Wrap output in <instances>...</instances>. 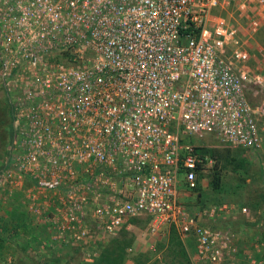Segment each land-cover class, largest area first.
Masks as SVG:
<instances>
[{
  "label": "built area",
  "instance_id": "built-area-1",
  "mask_svg": "<svg viewBox=\"0 0 264 264\" xmlns=\"http://www.w3.org/2000/svg\"><path fill=\"white\" fill-rule=\"evenodd\" d=\"M235 6L243 24L225 15ZM264 0H0V80L8 99L7 175L65 205L56 238L90 224L116 235L132 218L173 226L206 264H235L237 238L209 224L228 206L191 211L215 160L205 144L261 146L247 33ZM246 212L245 208H242Z\"/></svg>",
  "mask_w": 264,
  "mask_h": 264
},
{
  "label": "rangeland",
  "instance_id": "rangeland-1",
  "mask_svg": "<svg viewBox=\"0 0 264 264\" xmlns=\"http://www.w3.org/2000/svg\"><path fill=\"white\" fill-rule=\"evenodd\" d=\"M256 13L259 27L247 33L251 53L248 65L264 73V7ZM225 15L234 24L244 23L233 5ZM251 92L252 100L264 103V87L252 88ZM7 102L0 80V264H98V258L106 253L121 254V264H181L177 247L169 242V226L154 227L147 216L129 220L114 236L101 234L95 224H90L83 240L56 238L58 228L52 220L64 216V193L39 191L24 178L7 175L11 146ZM260 121L263 140L256 149L227 151L210 136L189 140L218 150L221 160L215 175L211 170L199 176V190L181 188L180 199L191 211L232 207L217 211L208 222L235 233V264H264V115ZM216 176L220 181L217 188L213 186ZM182 244L192 264H206L199 261L191 241L183 240Z\"/></svg>",
  "mask_w": 264,
  "mask_h": 264
},
{
  "label": "trees",
  "instance_id": "trees-1",
  "mask_svg": "<svg viewBox=\"0 0 264 264\" xmlns=\"http://www.w3.org/2000/svg\"><path fill=\"white\" fill-rule=\"evenodd\" d=\"M9 126H10V115H9ZM10 130H11V127H10ZM226 149H227V151L229 150V148H226ZM217 151L218 150H214V149H202V152L204 154H208L209 157H211L215 160V163H214L213 167L211 168V170L214 171L213 175H215L217 165L221 160V156L219 155V153H216ZM240 165H241V163H240ZM219 185H220L219 177L216 176L213 180V186L215 188H217V187H219ZM199 188H200V184H198L194 190H199ZM132 219H135V218H132ZM169 229H170L169 230V242H170V244L177 247V253L181 257V264H192L187 253H186L185 248L183 247V244H182L183 240L180 238L179 234L176 232V230L173 226H170ZM122 259H123V257L121 254L106 253L103 256H101L100 258H98L97 262H98V264L99 263L100 264H121Z\"/></svg>",
  "mask_w": 264,
  "mask_h": 264
},
{
  "label": "crops",
  "instance_id": "crops-1",
  "mask_svg": "<svg viewBox=\"0 0 264 264\" xmlns=\"http://www.w3.org/2000/svg\"><path fill=\"white\" fill-rule=\"evenodd\" d=\"M192 245H193V244H192ZM192 247H193V248H194V250H195V246L193 245ZM195 251H196V250H195Z\"/></svg>",
  "mask_w": 264,
  "mask_h": 264
}]
</instances>
